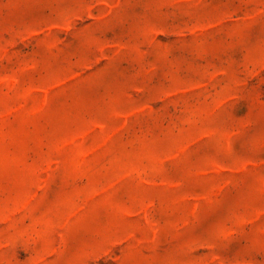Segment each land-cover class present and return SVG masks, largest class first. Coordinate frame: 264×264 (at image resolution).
<instances>
[{"label":"rangeland","instance_id":"374dc122","mask_svg":"<svg viewBox=\"0 0 264 264\" xmlns=\"http://www.w3.org/2000/svg\"><path fill=\"white\" fill-rule=\"evenodd\" d=\"M0 264H264V0H0Z\"/></svg>","mask_w":264,"mask_h":264}]
</instances>
